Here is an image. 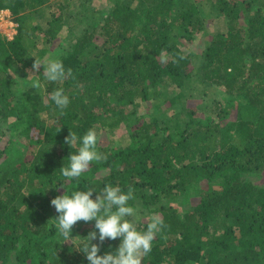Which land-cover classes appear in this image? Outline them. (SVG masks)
<instances>
[{
  "label": "trees",
  "instance_id": "obj_1",
  "mask_svg": "<svg viewBox=\"0 0 264 264\" xmlns=\"http://www.w3.org/2000/svg\"><path fill=\"white\" fill-rule=\"evenodd\" d=\"M48 1L0 0L16 24L0 32V264H87L58 242L50 201L105 182L164 221L143 264H264V0H55L43 28ZM57 55L62 85L32 68ZM90 127L107 158L77 185L65 137Z\"/></svg>",
  "mask_w": 264,
  "mask_h": 264
},
{
  "label": "clouds",
  "instance_id": "obj_2",
  "mask_svg": "<svg viewBox=\"0 0 264 264\" xmlns=\"http://www.w3.org/2000/svg\"><path fill=\"white\" fill-rule=\"evenodd\" d=\"M41 66L42 74L35 76L56 85H62L72 75V70L66 68L58 55L46 61L35 60L32 68L38 70ZM39 84L40 80H37L31 86L37 89ZM49 95L61 112L71 103L62 86L55 87ZM65 142L70 147H78L69 153L67 165L63 163L59 168L60 174L80 185L79 180L90 164L107 157L97 150L98 133L95 128H88L82 135L69 130ZM87 185L84 190H78L77 187L68 189L60 184L66 191L51 199L50 203L58 213L54 218L58 242H70L75 250L84 254L87 264H143L152 251L156 235L164 227L163 219L152 214L145 224L143 214L133 203L135 197L131 188L125 191L120 185L110 182H105L99 190ZM79 221L93 223V230L86 236L73 235L74 225ZM117 239L118 246L113 248L108 244L110 250L102 252L106 241Z\"/></svg>",
  "mask_w": 264,
  "mask_h": 264
},
{
  "label": "rangeland",
  "instance_id": "obj_3",
  "mask_svg": "<svg viewBox=\"0 0 264 264\" xmlns=\"http://www.w3.org/2000/svg\"><path fill=\"white\" fill-rule=\"evenodd\" d=\"M74 1V0H73ZM95 8H105L108 4V0H92ZM78 0H75L73 7L77 6ZM40 14H38L37 23L42 26L43 28L46 27V23L49 19H51V14L59 12L58 6H56L55 0L48 1L45 7L41 8ZM0 32L8 37V39H12L13 36L16 34V24L11 20L10 12L2 11L0 12ZM31 39H37V43L41 42L40 34H36L35 36H31ZM59 47V45H56ZM61 47L65 48L66 44L64 42L61 43ZM78 227V223L77 226ZM70 246L72 245L68 242Z\"/></svg>",
  "mask_w": 264,
  "mask_h": 264
},
{
  "label": "crops",
  "instance_id": "obj_4",
  "mask_svg": "<svg viewBox=\"0 0 264 264\" xmlns=\"http://www.w3.org/2000/svg\"><path fill=\"white\" fill-rule=\"evenodd\" d=\"M6 12H9V11H6Z\"/></svg>",
  "mask_w": 264,
  "mask_h": 264
}]
</instances>
